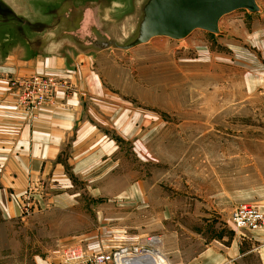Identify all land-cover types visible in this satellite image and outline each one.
I'll list each match as a JSON object with an SVG mask.
<instances>
[{
    "label": "rangeland",
    "instance_id": "1",
    "mask_svg": "<svg viewBox=\"0 0 264 264\" xmlns=\"http://www.w3.org/2000/svg\"><path fill=\"white\" fill-rule=\"evenodd\" d=\"M143 1L52 0L51 38L66 31L63 43L95 59L109 94L105 133L114 146L91 173L71 174L66 187L50 190L42 182L30 215L7 219L0 211V264H37L35 257L48 264H145L150 253L171 264L172 248L194 244L187 230L220 222L224 193L264 182V67L253 36L264 29L263 0L260 12L222 19L237 28L229 37L221 20V34L157 37L130 50L90 45L98 36L116 39ZM63 192L61 206H53ZM70 248L84 259L67 262L62 255Z\"/></svg>",
    "mask_w": 264,
    "mask_h": 264
},
{
    "label": "crops",
    "instance_id": "2",
    "mask_svg": "<svg viewBox=\"0 0 264 264\" xmlns=\"http://www.w3.org/2000/svg\"><path fill=\"white\" fill-rule=\"evenodd\" d=\"M51 2L0 0L2 11L11 16L5 20L0 11V75H50L67 79L74 87L73 94L58 92L51 103L30 114L16 106L13 88L0 80V211L7 219L21 216L28 190H34L36 199L41 196L42 182H47L50 190L66 187L71 174L91 173L99 157L114 146L105 133L104 116L112 112L106 102L109 94L96 71L95 59L91 53L63 43L64 35L69 34L66 31L51 38ZM35 19L42 30L34 29ZM235 27L231 23L223 26L222 20L226 37L236 33ZM253 36L258 39L254 47L263 59L258 64L264 67V29L258 28ZM93 117H99V123L93 124ZM66 195L57 194L50 201L59 207ZM222 196V223L215 217L220 222L210 221L208 229L187 230V239L194 244L186 245V249L172 248L171 264H264V228L240 234L230 214L232 207L240 203L264 213V182ZM35 260L37 264H48L41 257ZM145 260V264H166L154 253Z\"/></svg>",
    "mask_w": 264,
    "mask_h": 264
},
{
    "label": "water",
    "instance_id": "3",
    "mask_svg": "<svg viewBox=\"0 0 264 264\" xmlns=\"http://www.w3.org/2000/svg\"><path fill=\"white\" fill-rule=\"evenodd\" d=\"M240 10L257 13L260 7L257 0H146L140 11L138 25L128 41L121 43L116 39L98 36L89 42L99 51L108 48L130 50L157 37L180 41L197 30L221 34L220 21ZM73 39L86 47L76 36Z\"/></svg>",
    "mask_w": 264,
    "mask_h": 264
},
{
    "label": "built area",
    "instance_id": "4",
    "mask_svg": "<svg viewBox=\"0 0 264 264\" xmlns=\"http://www.w3.org/2000/svg\"><path fill=\"white\" fill-rule=\"evenodd\" d=\"M0 80L6 81L16 94V106L30 114L51 103L58 92H74L73 85L67 79H61L50 75H31L27 78H18L6 74L0 75ZM35 200L34 190H28L23 197L22 214L30 215ZM232 223L240 233L256 232L264 228V213L249 204L238 205L232 215ZM64 259L67 262H77L84 259L80 249L70 248L64 251ZM101 261L109 260L108 257H99Z\"/></svg>",
    "mask_w": 264,
    "mask_h": 264
},
{
    "label": "bare ground",
    "instance_id": "5",
    "mask_svg": "<svg viewBox=\"0 0 264 264\" xmlns=\"http://www.w3.org/2000/svg\"><path fill=\"white\" fill-rule=\"evenodd\" d=\"M146 0H144L141 5H140V8H139V11H138V14L136 17H133L131 18L132 20H129L128 22H126L121 30H117V32H114L113 36L121 43H125L126 41H128L132 34L134 33L137 25H138V18L140 16V11L142 9V6L144 4ZM133 25V26H132ZM141 250H137V252L139 254H143V253H146V251H141Z\"/></svg>",
    "mask_w": 264,
    "mask_h": 264
}]
</instances>
